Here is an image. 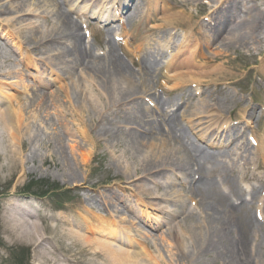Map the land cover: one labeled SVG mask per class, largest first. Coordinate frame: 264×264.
I'll use <instances>...</instances> for the list:
<instances>
[{"label": "bare ground", "instance_id": "bare-ground-1", "mask_svg": "<svg viewBox=\"0 0 264 264\" xmlns=\"http://www.w3.org/2000/svg\"><path fill=\"white\" fill-rule=\"evenodd\" d=\"M41 1L56 6L54 11L55 27L53 31L34 34L29 43H32L37 49L57 50L56 57L63 60L59 64H55L44 59V63L50 66L52 71H58L56 67L66 70L81 67L84 72L89 73L97 81L98 86L102 89L100 90L103 92V98L107 97L109 102L126 110V114L120 120L111 117L110 114L94 129L88 127L87 124L84 128H78L79 137L93 147L100 146V139L105 140L107 146L112 140H123L129 149L138 152V155L143 151L144 146H147L150 150L149 153L152 152V154L147 156L148 153L142 159H145V163L142 166V175L137 179L146 180L150 177L167 179L164 174L170 169L182 173L176 178L182 185H180L183 188L181 191L176 190L179 186L175 180L169 181L166 186L176 188L174 193L180 191L178 197L185 192L184 195H187L190 201L196 203V207L201 210L199 217L206 231L205 237L195 236L196 234L192 229L189 234V236H193L190 238L196 253H201L208 259L213 258L212 260L216 261V258L222 256L220 259L218 258V260H222L221 264H259L258 256L250 249L247 250L246 243L248 238H251L252 232L255 233L256 244L262 245L264 243V222L257 219L255 215L257 211L264 214V176L260 174L264 171L258 172L259 169L264 170V134L259 135L255 130H252L257 134V139H254L258 142L257 148L253 147L249 143L246 129L241 131L239 127L232 125H223L221 128V125L218 124L222 118L221 109H228L227 103H222L213 92L207 95L205 91L200 94L201 98L204 96L205 99L195 102L197 95L194 94L193 90L180 89H182L181 85H185V82L197 73H190L191 71L188 70L203 67L200 75H215L212 70L196 62V55L205 58L203 60L205 63L210 59V56L198 53L202 52L199 49L200 44L205 45L208 50L211 48L214 50L213 46L215 45L217 48L226 45L245 48L256 46V49L262 52L264 34L260 33L259 26L260 23L264 22V10L255 4L246 7L245 4L230 2V5L224 6L222 3L219 4L221 0H209L210 22L204 23L206 31L204 29L198 31L203 40L193 36L194 25L192 24L189 32L190 36L192 35L191 39L184 42V45L179 47L176 54L167 63L163 64L159 60L158 57L162 54L160 50L150 49L143 56L137 54L133 59L139 68L135 70L118 55V44L114 38L107 41L109 44L108 51L104 56L94 53L92 46L84 42L79 20L75 19L72 13L65 8L69 0ZM97 1L94 0V2ZM148 1L150 2L148 13L145 11L148 6L147 0H133L131 8H126L124 2L118 17L116 14L113 17L110 13L105 21L118 19L122 21L120 24H112L106 28L109 36L118 34L136 40L141 34L150 31L144 27V23L153 20L157 8H154L152 0ZM171 1L174 3L171 6L173 13L177 16L182 15L183 11H176L177 4L174 0ZM183 1L189 4L196 2L200 5L204 0ZM101 11L103 12V8L100 9ZM174 21L172 20L171 24ZM161 23L162 25L151 24V30L154 32L162 31L163 28L167 27L164 20ZM174 24L179 27L178 24ZM128 25L131 26V32L127 31ZM26 28H19L17 36H20L19 30L33 31L40 27ZM9 35L14 38L16 36L15 31L9 32ZM151 39L153 38H146L143 45H147ZM215 42L218 43L215 44ZM189 49L194 51V55L189 53ZM140 50L142 51V49ZM127 52L131 53L130 51ZM28 57L26 52L23 60L24 67ZM66 59H68V63ZM27 66H29L28 63ZM260 69L264 72V65ZM54 73L56 74V72ZM68 73L71 75V72L68 71ZM17 74L18 79L15 83L0 80V125H4V130L0 131V164L7 160L10 164L9 168L15 169L18 164L24 165L28 161H37L36 151L38 147H32V143L29 141L34 140L37 145L38 141L43 139L40 137L44 132L47 136L45 145L51 150L49 154L46 153L42 156V162L47 163L49 169L56 170L64 178L77 179V163L67 151V141L74 136L70 119L71 116L83 114L90 108L95 109L96 100L82 97L75 80H73L72 85L63 81L57 89L51 90L52 82L42 76H37L35 79L42 89L25 85L30 91L29 97H26L24 91L20 90V84L24 83L26 79L24 68ZM61 77L63 76L61 75ZM161 77H164L163 82H161ZM192 80L201 81V79H191L190 81ZM5 84L13 88L15 93H5L2 89ZM157 84H160L162 95L156 93ZM217 86L220 88L221 84H217ZM143 95H151L156 103L157 112L142 102ZM72 100L89 104L83 105L82 102L80 110V108L73 106ZM56 105L60 108L58 118L51 116L50 112L51 108ZM193 108L202 109L195 114L205 111L216 112L215 115L214 113L211 114V120L216 121L214 124L217 123L214 125L215 128L212 127L213 122L203 125L201 129H198L196 124H184V120L188 122L194 115ZM252 108L256 109L255 107ZM244 109L248 111L251 107L244 105ZM262 114L264 111L257 113L256 121L264 117ZM253 117L254 115L251 118ZM46 130L52 131L47 132ZM74 147L78 149L77 151H81L84 146L77 142L71 150L73 157ZM26 151L28 152L27 159L23 160ZM82 155L85 154L82 153ZM86 156H82L84 162L87 159ZM136 158L137 156L133 155L132 159ZM243 160H245L246 173L251 170L258 178L257 180H261V182H257L256 185L250 184L248 187L244 184H238L239 181H245L244 176L241 175H246V173H241L238 166L243 164ZM3 166L0 165V169ZM251 166L254 168L251 169ZM0 179H2V174H0ZM81 187L83 186L80 185ZM119 187L122 192H128L129 195L135 196L141 203L147 199L151 206L157 204V198L153 196L154 193L146 185L130 182L126 185H119ZM159 188L161 186L157 190ZM148 196L155 201H150ZM96 197L106 206L110 217H101L96 214L87 207L85 200H82V204L79 206L82 213H75L73 221L66 215L57 218L58 222L55 224L57 232H61L68 240H71L70 245L78 247V249L73 257L53 258L54 264H160L152 252L149 254L150 245L146 240H143L146 239L147 235L146 237L135 238L126 233L132 228L129 221L125 220V223L115 221L112 215L115 207L118 209L121 205L133 210L124 195L119 191H111L108 195L99 192ZM26 202L24 198L13 193L5 208L13 213V216L14 214L22 215V213L31 215V210L24 205ZM35 213L38 215L37 211ZM172 214L176 213H170V215ZM67 215L70 216V214ZM183 215L185 217L181 218V221L177 223L178 225L190 221L193 226H197L195 225L198 223L195 222L194 214L184 212ZM7 216L9 217L11 214ZM173 220L175 223L174 217L171 221ZM69 226L84 230L85 234L79 233L75 229H68ZM16 228L22 230L23 236L21 237L27 238V241L36 238L40 240L42 236L41 227L35 222L21 220L17 223ZM99 234L112 242L119 241L122 245L133 246L137 243L141 246V251L117 248L114 243L92 238L93 235ZM150 236L148 235V238ZM172 238L176 248L181 250L179 252L177 249L179 255L188 259L189 253H185L183 249L185 244L182 237ZM221 238L227 239L229 246ZM70 245L68 244V246ZM42 254L45 258L50 256L52 251H41L40 255ZM43 258L42 262L44 261Z\"/></svg>", "mask_w": 264, "mask_h": 264}, {"label": "rangeland", "instance_id": "rangeland-1", "mask_svg": "<svg viewBox=\"0 0 264 264\" xmlns=\"http://www.w3.org/2000/svg\"><path fill=\"white\" fill-rule=\"evenodd\" d=\"M74 1L75 0H69L65 8L69 11V9H73L74 7L72 16L81 20L83 16L80 17L77 13L78 6L76 5L83 0ZM207 1L209 0H204L202 4L198 5L196 2H190L189 4L183 0H176L177 6L175 10L178 12L181 10L183 11V14L178 16L173 13V8H171L174 3L170 2L163 16L170 22L173 17L176 24L189 29L190 25H194L198 21L203 22L208 12L209 4L206 3ZM229 2H235L240 5L245 4L246 7L255 4L260 7L261 10H264V0H221L219 4L228 5ZM111 3L112 0H100L97 6L99 8L103 5L111 6ZM1 4L3 6H0V80L9 83L16 82L18 79L17 72L21 71L23 68L22 52L28 51L29 68L27 73L29 76L27 75V80L20 84V90L24 91L26 97H29L30 91L25 85H33L35 83L34 78L39 75L50 77V69L47 71L44 70L45 64L41 58H43V60L48 59L55 64H59L60 61H63L56 57L58 53L57 50L37 49L32 43H29L34 34H43L53 31L55 27L54 11L56 10V6L41 0H0V5ZM189 12L191 16H189ZM86 13L96 15V11L93 8L87 11L85 10V14ZM82 22L92 27L95 20L92 19L91 21L83 17ZM82 22L80 21L81 24ZM153 23L156 22L154 21ZM23 27H27L26 29L40 28L33 31L19 30L20 36L18 37L17 31L19 28ZM84 30L82 24L81 32L83 36ZM259 30L260 33L264 34V22L260 23ZM13 31H15L16 35L14 38L9 35V32ZM93 38L94 36H90L87 41L85 38V42H89L87 44L92 46L94 53L104 56L100 54L105 51V47L102 46L99 32L95 35V39ZM140 42L141 40L134 42L132 48L140 50ZM216 43L218 42H215V44ZM118 44L124 46L121 42H118ZM229 47L232 48L229 49ZM213 49L215 51L212 50V48L210 50H205L210 56L209 60L206 59L207 63H205L203 59L198 63L212 70L215 75H200L203 67L188 70L191 71L190 73L197 72L198 74L196 73L193 78L190 77V79L185 82L184 88L180 90L186 89L185 91H187L191 89L194 93L197 91V93L199 92L200 94L205 91L207 95L213 92L215 97L219 98L222 103L228 104L227 110L221 109V122H236L239 117L244 116L243 107L247 105V103L257 109L254 113V119L256 120L257 118H255V116H257V113L262 112L264 106V74L260 72L257 67L261 55L257 51L256 46L255 48H245L226 45L225 47L217 48L215 45ZM249 49L251 51H248ZM120 53L124 55V61L132 67L131 56L122 51ZM56 68L65 74L63 68ZM71 72H73L74 79L72 78L70 81V78H68L70 85H72L73 80H75L79 87V91H81L82 97L85 96L88 99L96 100L95 109L90 108L89 111L83 114L79 113L73 115L70 119V126L74 136L67 141V151L77 163L78 178L75 180H71L68 177L64 178L56 170L52 168L49 169L47 163L42 162V156L46 153L49 154L51 150L45 145L47 136L44 132H42L43 135L40 137L43 139L38 141L37 145L35 144L36 141H29L32 143V147H38L36 151L37 161H28L24 165L18 164V167L15 169L9 168L10 164L7 160L2 161L0 165L4 166L0 169V174H2V179H0V264H54L53 258L57 257L64 259L65 257H73L78 247L71 246L69 243L71 240H68L61 232H57L55 227V224L58 222L57 218L61 215H66L73 221L75 213H82L79 209L82 200H85L87 207L91 208L96 214L101 217H110L106 206L99 200V195L98 197H96V195L99 192H104L108 195L111 191L121 192L136 213V215H134L129 209L120 205L118 209L115 207V211L112 212L115 221H120L122 223H125V220L129 221L132 228L126 233L135 238H142L147 235L146 239L143 240H146L148 245H150L149 254L152 252V254L156 256V259L159 260L160 264H221L222 260H218V258L220 259L222 256H217L218 258H216V261L212 260L213 258L208 259L207 256L205 257L201 255V253L197 254L196 250L193 249L192 239L190 238L193 236H189L191 229L196 234L195 236L202 238L205 237L206 231L201 223L199 217L201 210L199 207H196L197 204L190 201V198L184 195L185 192L178 197L183 188L180 187V181L178 179L176 180V178L181 176L182 173L170 169L164 174L165 177L167 176V179H161V177L158 179L153 177L146 180L137 179L142 175V166L143 163H145V159H142L150 151L147 146H144L143 151L138 155V152L129 149L123 140H112L107 146L105 140L100 139V146L93 147L90 143H86L79 137V133H77L78 128H84L87 124L88 127L94 129L97 123L101 121V118L109 113L116 116L117 119L121 112V108L113 106L110 104L111 102L109 103L106 101L107 97L103 98L102 89L89 73L79 68H73ZM191 79H201V81H190ZM161 82H163V78ZM194 84L196 86H194ZM217 84H221L220 88ZM157 85L158 87L156 88H159V84ZM55 88L56 87L53 89ZM2 89L8 94L15 93L14 89L6 84ZM73 92L74 90L72 88V93ZM200 94H196L197 98H195V102L205 99L204 96L201 98ZM72 101L74 104L73 106L81 110L83 101ZM146 103L149 105L147 101ZM88 104L89 103L83 102V105ZM197 111H202V109L193 108L194 115H192L186 125H189V123L190 125L196 124L198 129L212 122L213 125H215L214 122L216 121L211 120V114L214 113L215 115L216 112L209 113L205 111L195 114ZM50 112L51 116L58 118L60 115L59 106H54L51 108ZM254 119H252V122L254 121L252 126L260 133L261 124L260 122H255ZM238 125L239 124H236V126ZM244 127L245 126L241 125V129H244ZM3 130L4 125H0V131L2 132ZM250 130H252V128L249 129V133ZM46 131L51 132L52 130ZM253 134L257 135L255 133ZM77 142L82 143L84 147L81 151H77L78 149L74 147L73 157L71 150ZM27 153L26 151L23 160L27 159ZM82 153L85 155H82ZM151 154L152 152L147 156ZM133 155H136L137 158L132 159ZM82 156H86L87 159L85 162ZM240 166L241 169H246L245 162L240 164ZM253 168L254 167L251 166V169ZM261 170L264 171L263 169H259L258 172ZM260 174L264 176V173L260 172ZM242 175L246 180L243 181L246 187L250 184L254 183V185H256L257 182H261V180H257L258 178L255 177L251 170H248L246 175ZM173 180L178 182L179 188L176 189L172 186H166L169 181L172 182ZM130 182H135L138 185L143 184L150 188L154 193L153 196L158 200L156 201V206H151L147 199L142 204L135 196L120 190L119 185H126ZM80 185L83 187L80 188ZM157 185L158 187L161 186L158 190ZM175 189L180 191L174 193ZM13 193L27 201L24 205L31 210V215H24L23 213L22 215L14 214V216L17 215L15 218L13 213L5 208V205L7 206ZM46 193L48 195L43 196ZM147 198L153 201V198L149 196ZM161 208H164V211ZM254 210L252 211L253 215ZM36 211L38 215H36ZM184 212L195 215V222L198 223L195 225L197 226H193L190 221L181 222L182 225L177 224L181 221V218L185 217L183 215ZM170 213L176 214L170 215ZM8 214H11V216L8 217ZM67 214H70V216ZM173 217L175 223L174 220L171 221ZM21 220H26L31 223L35 222L41 227L40 232L42 236L40 240L36 238L32 241H27V238L21 237L23 236L22 230L16 228L17 223ZM114 223L117 224L116 222ZM68 229L76 230L77 228L69 226ZM79 233L83 234L85 232L80 230ZM101 235L102 234L93 235L92 238L103 242L114 243L117 248L141 251V246L137 243L133 246L122 245L118 241L112 242L103 238ZM148 235H151L150 238H148ZM254 235L255 233L252 232L251 238L247 240V250L250 249L251 252L258 256L257 261H259V264H264V243L262 245L256 244L257 242L254 239ZM171 236L175 238L182 237L185 244L183 249L185 253H189L188 259H184L179 255L181 250L176 248L175 241ZM221 239L229 246V241L227 239ZM68 244L70 246H68ZM177 249H179V252ZM49 250L52 251L50 256L43 258L45 253L40 255L41 251ZM79 257H81V255H79ZM42 258L44 259L43 262L41 261Z\"/></svg>", "mask_w": 264, "mask_h": 264}]
</instances>
